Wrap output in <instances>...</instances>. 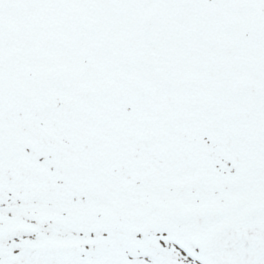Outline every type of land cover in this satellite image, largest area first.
<instances>
[{
	"label": "snow or ice",
	"instance_id": "obj_1",
	"mask_svg": "<svg viewBox=\"0 0 264 264\" xmlns=\"http://www.w3.org/2000/svg\"><path fill=\"white\" fill-rule=\"evenodd\" d=\"M0 264H264V0H0Z\"/></svg>",
	"mask_w": 264,
	"mask_h": 264
}]
</instances>
